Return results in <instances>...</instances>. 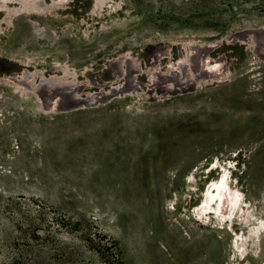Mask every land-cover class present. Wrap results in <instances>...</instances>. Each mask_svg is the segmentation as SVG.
<instances>
[{
    "label": "rangeland",
    "instance_id": "374dc122",
    "mask_svg": "<svg viewBox=\"0 0 264 264\" xmlns=\"http://www.w3.org/2000/svg\"><path fill=\"white\" fill-rule=\"evenodd\" d=\"M6 1L0 264H264V233L241 255L245 227L193 213L218 159L264 218V45L235 37L264 31V0ZM192 41L219 74H169Z\"/></svg>",
    "mask_w": 264,
    "mask_h": 264
},
{
    "label": "bare ground",
    "instance_id": "6f19581e",
    "mask_svg": "<svg viewBox=\"0 0 264 264\" xmlns=\"http://www.w3.org/2000/svg\"><path fill=\"white\" fill-rule=\"evenodd\" d=\"M10 2H13V1L7 0L6 4L10 3ZM3 11H4V8H0V15L3 13ZM244 32H246V31H237L236 32L237 34L235 35V37H237V39H239L240 42H242L244 44H248L252 48L257 47L256 43H259V42L263 43V45H264V31H249L250 33L252 32V34H254V37L251 39L248 35L246 36L244 34ZM234 41H237V40L233 39L232 42H234ZM187 45H189L186 47L187 54H184L183 48H180L181 51L179 52V54H180L179 59H177L176 66H171V68L168 69V72H170L169 74H171L172 72H177L179 74L178 76L180 79L195 78L196 80L203 79L204 77H206L208 75H213V74H217V73L219 74V72H218L219 70L218 71H216V70L221 65L220 64L221 60L220 59L211 60V56L208 53V50H210V49H208L209 44L198 43L196 41H192V42H189V44H187ZM130 66L131 65L127 63V67L125 69V72H124V70L121 72V75L125 79L128 80V83H129V81L131 82V79H133V77L135 76V73H134L135 71L133 73L131 72L132 70L129 71L131 69ZM148 67H149V65H148ZM222 69H223V67H222ZM43 77H44V75H43ZM159 77H160V75H159ZM167 77H169V76H167ZM179 78H177V79H179ZM174 82H175V80H174ZM176 82H177V80H176ZM165 83H166V81H165ZM192 83H193V81H192ZM186 84H187V82H186ZM189 84H190V82H189ZM190 85H188V88ZM165 86H163V87H165ZM54 87H55V83H54ZM121 87H123V86H121ZM47 88H48L47 90H50L49 87H47ZM116 88L117 87H115V89ZM79 90H80V87H79ZM180 90H181V88H180ZM44 91H46V89ZM130 92H132V90H130ZM105 93H104V95H105ZM44 94L46 96L45 100L46 99H54V98L60 100L59 98L55 97L53 91L52 92L51 91L45 92ZM173 94H174V92H173ZM56 96H57V94H56ZM71 96L72 95H70V93H69V95H67L65 100L59 101L57 104L58 105L57 109H56V107H55V109H53V106H55V101L52 102L51 104L49 103L48 104L49 107H47V111L50 113L56 112L59 109H63L64 111L65 110L70 111V110H73L77 107H80L84 103L85 99L78 100L76 98L74 99ZM64 97H63V99H64ZM100 98H102V97H100ZM45 100H42L43 104H44ZM94 101H96V100H94ZM61 106H62V108H61ZM91 106H92V104H91ZM214 163H213L214 165L220 164V166H219L220 170L218 173L219 177L215 180H211L208 183V185L205 187V189L203 190L202 195H201V199L199 200V203L193 209L194 217L196 219L201 220L203 223L206 224L210 220L209 216L211 215L213 218H215V222L218 224L227 223L229 226H231L232 224H240L243 227H245L246 232L244 234L243 233L236 234V237L233 241L237 250L240 251L241 255H243V250H247L248 246H252L253 244H257L258 236L260 234L264 233V218L262 216H258L257 214H254L253 212H251L249 210L248 203L244 200L243 193L237 187L236 180L235 179L233 180L230 177L229 165L228 164L225 165V164L221 163L218 159ZM211 166L213 167V165H211ZM208 171H209V169L206 170L205 173L209 174ZM193 172L194 171H192L185 179V181L188 183L189 187H194V185L196 184V179L194 177ZM189 183H190V185H189Z\"/></svg>",
    "mask_w": 264,
    "mask_h": 264
},
{
    "label": "trees",
    "instance_id": "16d2710c",
    "mask_svg": "<svg viewBox=\"0 0 264 264\" xmlns=\"http://www.w3.org/2000/svg\"><path fill=\"white\" fill-rule=\"evenodd\" d=\"M109 244H110L109 246L112 248V245H114V242L111 241ZM114 246H115V245H114ZM114 246H113V248H112L113 255H114L113 257H114V260H117V259H118V254H117L116 252H114L115 249H116V248H114Z\"/></svg>",
    "mask_w": 264,
    "mask_h": 264
}]
</instances>
